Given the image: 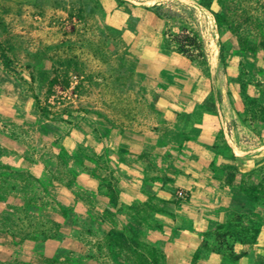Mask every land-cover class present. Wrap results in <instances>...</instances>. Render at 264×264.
<instances>
[{
  "label": "rangeland",
  "instance_id": "374dc122",
  "mask_svg": "<svg viewBox=\"0 0 264 264\" xmlns=\"http://www.w3.org/2000/svg\"><path fill=\"white\" fill-rule=\"evenodd\" d=\"M145 1L150 0H0V36L4 31L12 41L15 71L8 74L0 65V146H4L3 136L11 133L18 146L29 145L34 152L58 150L62 162L53 182L49 179L47 184H15L0 174V209L4 203L10 209L0 215V264H143L140 229L156 223V215L82 213L84 201L82 207L79 201L84 194L75 186L82 178L77 164H71L77 159L80 129L90 132L88 145L105 146V161L115 146L128 149L130 145L135 151L143 145L150 151V182L170 184L167 203L178 211L172 215L175 225L196 218L188 205L204 209L209 205L202 194L204 183L199 182L197 190L189 189L185 175L194 171L189 152L196 150L197 174L203 177H209L210 155L229 157L224 149L211 152L204 136L197 137V148L193 144L188 148L194 136L186 129L194 120L216 134L224 127L236 128L240 142L264 145V125L251 129L238 112L243 87L234 70L242 56L252 63L259 61L264 73V49L255 46L257 38L249 35V47L238 48L226 25L216 21L213 13L219 15V9L214 1L207 7L200 0H169L178 4L172 9L184 13L182 21L158 20L147 11L167 0ZM241 4L254 6L247 0ZM192 32L201 42L200 58L182 54L173 40ZM203 40L209 66L210 49L216 45L215 77H222L218 83L224 81L225 100L213 87ZM53 76L57 85L46 91L45 82ZM66 129L71 137L63 144L59 140L67 135ZM216 142L221 143L219 137ZM157 147L164 154L156 153ZM87 157L95 159L93 154ZM236 167L240 174L255 169L249 178L264 182V155ZM210 171L213 180L223 179L222 166ZM170 172L173 175L166 176ZM106 174L92 168L89 176L99 179L107 178ZM254 203L264 206V196ZM197 216L209 228V217ZM221 221H216L215 229L223 225ZM131 228L134 231L127 232ZM107 229L124 233L133 241V251L117 255L105 241ZM208 233L209 229L204 235ZM17 241H28L29 246L14 247Z\"/></svg>",
  "mask_w": 264,
  "mask_h": 264
},
{
  "label": "crops",
  "instance_id": "0c3cea01",
  "mask_svg": "<svg viewBox=\"0 0 264 264\" xmlns=\"http://www.w3.org/2000/svg\"><path fill=\"white\" fill-rule=\"evenodd\" d=\"M212 22L215 23L213 17ZM217 36L218 34L215 33L214 37ZM239 60L240 64H237L235 67L237 69L234 70L235 75L238 76L239 85L243 87L241 93L248 97L262 98L264 103V84L259 87L254 86L255 82L264 83V73L260 62L252 63L242 56ZM216 66V45L214 44L210 49L209 70L213 78V87L220 92L222 99L225 100V84L224 81L218 83V79L222 77H215ZM222 107L230 114L229 107L224 102ZM242 109L243 104L239 102L238 112H242ZM258 124L246 122V125L251 129ZM186 130L189 135L194 136L193 141L190 140L193 143H189L190 150L192 144L195 148L199 145L197 137L204 136L209 139L211 152L221 149L229 152V157L225 160L222 156L210 155L209 177L197 174L198 154L196 150L189 152L188 158L193 162L194 170L185 175L189 189L190 191L197 190L199 182L204 183L205 196L204 193L202 194L204 200L209 204L204 209L195 206V204L188 205L186 203L193 210L191 211L192 216L196 218H189L184 225H175L172 222V215H177L178 211L174 209L173 204L167 203L169 194L166 190L170 184L162 183L160 180L150 182L151 172L148 161L150 151L148 149H144L143 145H140L135 151L130 145H128V149L115 146L110 149L108 161H105V146L94 145L92 147L88 145L87 139L90 138V132L85 128L78 131L75 141L77 159L71 163L72 165L77 164L79 176L82 178L79 179V182H75V186L84 194V200L79 201L80 205L84 201L83 207L81 205L82 213L84 215L94 213L96 215L131 217L156 215L158 217L156 223L149 225L146 223L140 229L142 247L145 249L141 257L143 264H264V206L247 200L244 194L239 192L237 188L238 176L234 177L233 184L225 185L223 179L220 182L215 181L210 175V169L215 165L219 167L235 166L236 171L240 173L241 171L236 166H245L263 156L264 145H247L240 142L236 128L228 131L224 127L216 134L211 129L208 131L204 127H198L195 120ZM66 134L59 140L60 143L64 144L71 137L68 129H66ZM218 137L221 140L219 144L216 142ZM3 142L4 146H0V174L5 176L6 181H13L15 184H47L50 179L53 182L52 178L62 164L58 150L44 149L39 153H37L38 151L34 152L29 145L18 146L17 138L11 133L3 136ZM155 151L164 154L158 147L155 148ZM90 154L95 156L94 160L87 157ZM170 158L173 160L172 155ZM105 167H107L106 170ZM190 167L192 168V166ZM92 168L106 172L107 178L105 175L99 179L90 178L89 173ZM67 171L72 173L68 167ZM180 172L181 174L185 173ZM171 175L173 172L166 176ZM61 191L67 192L69 195L67 188L62 187ZM201 199L203 198L201 197ZM2 205L4 206L0 209V215L10 211L5 207V203ZM150 206H154L157 212L151 211ZM206 213H209V216ZM233 213L242 215L241 228L252 227L256 230L251 244L243 245L239 238L230 235L224 237L222 246H219L214 240L213 234L217 232L216 221L219 222L221 218L224 220L221 221L223 226H226L230 223L229 217ZM197 215L209 217V228H207L208 223L204 224ZM208 229L209 233L206 236L204 234L208 232ZM101 230L104 228L102 227ZM108 230L110 229H107L106 232ZM132 231L134 229H127V232ZM27 242L18 243L17 241L13 246L27 247L29 246ZM2 246L1 243L0 247ZM4 246L6 245L4 244ZM109 247L113 246L109 245ZM228 253L239 256L231 258L227 255Z\"/></svg>",
  "mask_w": 264,
  "mask_h": 264
},
{
  "label": "trees",
  "instance_id": "16d2710c",
  "mask_svg": "<svg viewBox=\"0 0 264 264\" xmlns=\"http://www.w3.org/2000/svg\"><path fill=\"white\" fill-rule=\"evenodd\" d=\"M121 1L125 3L127 0ZM154 1L157 0L145 1L144 3ZM211 1H214L219 9V15L213 13L216 21H220L226 25L238 48H248L249 46L246 43L247 37L249 35H254L257 38L255 46L264 49V0H247L250 3L254 2V6L250 7H246L241 4L244 0H200V2L206 4L207 7ZM177 5V3L167 0L150 7L147 11L158 20L182 21L184 19V13L182 11H178L177 9H172V7ZM180 8L182 9L183 6H180ZM173 40L177 50L182 54L187 55L190 59L202 57V46L196 32H192L191 34L181 33L174 36ZM203 51L207 60L204 40ZM12 57V41L7 37L6 32L3 31L0 36V65L8 74H15L12 65ZM28 79L32 82L34 80L33 75H29ZM43 81L44 79H41V82ZM262 84L264 83L255 82L254 86L259 87ZM55 85H57V77L53 76L45 82L46 91L50 90ZM238 95L243 104L241 114L243 115L244 120L249 124L256 122L264 125V103L262 102V98L248 97L243 95L241 91H239ZM61 114H65L64 111H62ZM57 120H59V118ZM223 169L224 184H233L234 177L238 176L239 180L237 188L239 192L244 194L247 200L255 202L259 195L264 196V182H254L249 178L252 176V172L255 169H252L245 174L238 173L235 166H225ZM150 210L157 212V209L154 206H150ZM241 221L242 215L233 213L231 214L229 224L226 226H217V232L213 234V238L219 246H222L224 237L227 235L239 238L243 245L251 244L252 237L256 233V230L252 227L241 228ZM105 241L108 245L114 247L117 255L128 254L132 252L134 248L132 240L127 238L124 233L114 229H110L106 232ZM227 255L231 258H237L239 256L238 254L232 255L230 253Z\"/></svg>",
  "mask_w": 264,
  "mask_h": 264
},
{
  "label": "built area",
  "instance_id": "2783aa9c",
  "mask_svg": "<svg viewBox=\"0 0 264 264\" xmlns=\"http://www.w3.org/2000/svg\"><path fill=\"white\" fill-rule=\"evenodd\" d=\"M177 197H178V198H182V197H183V194L180 193V192H178V193H177Z\"/></svg>",
  "mask_w": 264,
  "mask_h": 264
},
{
  "label": "bare ground",
  "instance_id": "6f19581e",
  "mask_svg": "<svg viewBox=\"0 0 264 264\" xmlns=\"http://www.w3.org/2000/svg\"><path fill=\"white\" fill-rule=\"evenodd\" d=\"M210 47V46H209ZM214 49V48H213ZM215 53V52H214ZM213 55V54H212ZM215 55V54H214ZM213 58V57H212ZM215 62V61H214Z\"/></svg>",
  "mask_w": 264,
  "mask_h": 264
}]
</instances>
